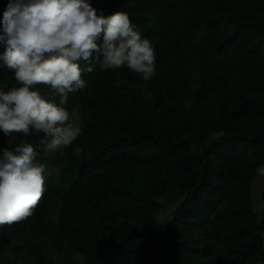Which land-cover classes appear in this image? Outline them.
<instances>
[{
  "label": "trees",
  "instance_id": "trees-1",
  "mask_svg": "<svg viewBox=\"0 0 264 264\" xmlns=\"http://www.w3.org/2000/svg\"><path fill=\"white\" fill-rule=\"evenodd\" d=\"M7 3L0 0V18ZM92 6L105 15L128 13L139 28L150 26L144 36L152 43L160 39L172 64L152 80H140L152 100L129 93V107L141 119L137 126L124 116L107 117L115 137L107 135V144L85 143L91 156L75 158L61 182L50 181L29 218L45 221L49 201L83 192V212H64L68 228L85 244L81 252L88 264H264V213L260 219L254 210L253 190L256 169L264 164V0H92ZM102 72L83 74L88 86L69 95V111L87 100ZM11 75L0 68V81L9 88L17 86ZM36 87L47 94L48 86ZM92 130L86 125L84 132L90 137ZM217 132L223 135L210 140ZM13 135L15 146H35L43 133ZM186 137L203 141L202 152L188 155ZM7 142L0 132V148ZM125 165L155 168L143 174L147 197L168 190L165 165L185 192L153 261L154 250L147 252L143 239L134 244L157 226L153 208L133 206L127 195L126 205L107 204L118 190L113 172ZM26 220L0 226V246ZM116 220L117 232L108 231Z\"/></svg>",
  "mask_w": 264,
  "mask_h": 264
},
{
  "label": "clouds",
  "instance_id": "clouds-1",
  "mask_svg": "<svg viewBox=\"0 0 264 264\" xmlns=\"http://www.w3.org/2000/svg\"><path fill=\"white\" fill-rule=\"evenodd\" d=\"M0 68L17 86L0 81V132L43 133L34 146L0 148V226L28 219L45 193L50 171L40 152H59L82 134L65 105L84 90V73L127 67L141 80L156 74L155 46L128 13L105 15L92 0H8L0 18ZM83 62V65L82 63ZM37 85L48 86L47 94ZM58 97V102H57ZM79 151V149H76ZM264 175V164L256 169Z\"/></svg>",
  "mask_w": 264,
  "mask_h": 264
},
{
  "label": "rangeland",
  "instance_id": "rangeland-1",
  "mask_svg": "<svg viewBox=\"0 0 264 264\" xmlns=\"http://www.w3.org/2000/svg\"><path fill=\"white\" fill-rule=\"evenodd\" d=\"M4 1L8 2V0ZM127 5L131 4L127 3ZM139 29L144 36L148 33L150 26ZM203 39L204 35L201 34L199 41L201 42ZM153 45L156 49L155 63L156 76H158L160 72L168 70L172 59H169L168 49L161 45L160 39H157ZM103 74L104 76H101V79L93 84L87 100L79 103L74 110L81 122L82 134L72 145L59 152L45 153L42 151L39 159L51 173L45 182V188L52 184L50 181L61 182L63 169L70 167L75 158L91 156V150L85 148V143L107 144V135H110L111 138L115 137V125L109 122L107 117H111L112 121H115L116 117L124 116L128 123L137 126V122L141 119L137 116L136 110L129 107L131 101L129 93L136 92L138 95L152 100L149 87L142 83L140 77L127 67L105 70L102 72ZM142 123L141 121L140 126ZM86 125L93 127V130L89 131L90 137L84 132ZM222 135V132L213 133L210 140L218 139ZM185 141H188L189 145L188 155H197L206 145L203 141H197L190 137H186ZM7 146L15 147V144L8 145L6 143L2 148ZM154 169L127 165L115 169L113 174L118 190L109 197L107 202L109 207L126 205L130 202L133 206L143 203L142 205H149L153 208L151 219L156 221L157 226L152 228L153 231L148 236L144 238L140 236L134 242L137 245L143 239L147 244L146 251L154 250L150 254L152 261L157 255L156 248H160L162 245L167 223L171 220L173 212L181 205L185 193L174 180L170 165H165L161 169L162 175L170 184L168 190L159 196L147 197L144 194L143 174ZM253 190L254 210L261 219L264 213V175L257 174L253 182ZM125 191L127 192L124 193ZM82 194L83 192L68 194V200L64 202L62 199L53 198L54 200L49 201L46 206L45 221L39 222L36 218H28L23 226L13 230L9 242L0 246V264H88L85 255L81 252V247H85V244L75 229L68 228L70 221L64 212L68 207L80 215L85 205ZM125 195L129 198V202L125 199ZM119 223L117 220L111 221L107 224L106 229L110 232H115V230L117 232ZM133 255L137 258L143 254L140 252Z\"/></svg>",
  "mask_w": 264,
  "mask_h": 264
}]
</instances>
